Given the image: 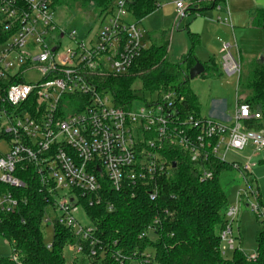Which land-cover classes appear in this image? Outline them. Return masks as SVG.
Instances as JSON below:
<instances>
[{
  "label": "built area",
  "instance_id": "1",
  "mask_svg": "<svg viewBox=\"0 0 264 264\" xmlns=\"http://www.w3.org/2000/svg\"><path fill=\"white\" fill-rule=\"evenodd\" d=\"M133 1L115 0L98 19L97 33L79 42L76 30L68 32L56 24V0H0V26L7 36L0 44L4 46L0 51V137L9 139V151L0 156V185L26 189L18 174L35 170L50 202L48 209L60 213L52 221L46 212L44 224L58 223L74 234L78 243L68 247L74 260L84 256L96 260L100 255L97 228L84 205L103 203L106 185L115 192L128 190L132 196L142 189L155 201L159 180L174 169L168 160L174 150L195 163L210 159L230 163L244 180L254 175L264 152V129L247 128L261 121L262 114L239 100L231 124H225L189 114L185 98L175 90L157 94L156 101L141 109L133 104L128 109L118 107L110 99L100 80L128 75L148 48L141 22L129 11ZM229 2L177 0L174 26L210 8L219 13L225 10V18L218 17L216 22L233 28ZM65 38L71 42L67 48L61 43ZM233 49H238L237 43L223 45L221 67L229 76H240L241 64ZM31 72L39 73V82L26 81ZM231 155L237 159L230 161ZM212 177L205 172L202 181ZM249 194L258 201L252 211L264 221L260 192L240 191L237 205L226 214L224 256L237 247L233 224ZM17 207L11 193H0V212L14 213ZM108 210L112 212L114 205L109 204ZM81 211L91 226L81 224ZM100 258L102 262L104 253ZM247 258L255 262L258 254Z\"/></svg>",
  "mask_w": 264,
  "mask_h": 264
},
{
  "label": "trees",
  "instance_id": "2",
  "mask_svg": "<svg viewBox=\"0 0 264 264\" xmlns=\"http://www.w3.org/2000/svg\"><path fill=\"white\" fill-rule=\"evenodd\" d=\"M114 1L56 0L55 5L69 10L80 7L98 20ZM157 9L155 0H134L129 6L138 22ZM259 24L264 29V13L260 14ZM165 35V32L161 35V44H153L143 51L128 75L105 78L100 80L101 84L112 94L118 107L127 109L137 100L131 89L137 80L150 96L175 90L185 98L188 113L201 117L199 99L189 88V73L199 63L194 49L200 40L191 34L192 51L181 63L174 64L169 60V42ZM6 38L0 26V44ZM203 66L205 72L200 77L207 79L219 73L214 59ZM240 85L246 95L238 98L239 102L262 114L261 121L249 123L247 128L264 129L263 60L256 61L244 78L240 76ZM168 160L174 169L169 177L159 180V196L155 201L142 189H136V196H132L128 190L115 192L106 185L103 203L84 205L97 228L100 241L97 250L100 255L104 253V258L101 262L100 255L96 260L84 256L73 264H264V227L256 236L258 259L255 262L249 261L240 247L233 251L232 259L222 253V234L228 225L226 214L230 207L222 178L235 172L232 164L217 159L195 163L180 150H174ZM205 172L212 173L211 180L202 181ZM18 176L26 182V189L0 185V193H11L18 201L14 213L0 212V238L12 246L13 252L10 257H1L0 264H67L64 252L78 243L77 239L69 229L54 223L52 247L48 249L41 228L50 202L41 191L33 168L20 170ZM259 203L264 207L260 199ZM109 204L114 205L112 212L108 210ZM260 223L264 225V221ZM86 250L87 253V246ZM118 255L122 258L118 259ZM14 257L17 261H13Z\"/></svg>",
  "mask_w": 264,
  "mask_h": 264
},
{
  "label": "rangeland",
  "instance_id": "3",
  "mask_svg": "<svg viewBox=\"0 0 264 264\" xmlns=\"http://www.w3.org/2000/svg\"><path fill=\"white\" fill-rule=\"evenodd\" d=\"M158 3V9L141 21V28L145 32V43L147 46L153 44H161V35L166 33V40L169 42V60L171 63H181L183 57L188 55L192 49L193 44L190 35L197 36L200 43L195 47L194 53L200 63L206 64L211 59L216 61L219 66V73L211 78L197 77L194 80H189L190 90L197 96L201 106V117L214 118L219 122L231 124L230 119H233L236 111V104L238 98L246 95L243 85L239 86L240 76L243 78L249 73L251 66L258 60H261V55H264V31L256 29L257 24L253 27L238 28L234 34L228 27L218 25L216 22L218 17L223 19L226 16L225 10L219 12H206L201 16L189 17L177 22L175 27V20L177 17L176 1L177 0H155ZM231 15L236 13L248 14L255 11L252 8L250 0H233L230 3ZM249 16V15H248ZM253 17V16H252ZM56 24L68 32L76 30L79 34V42H86L87 36L93 37L98 31V20L91 14V12L84 11L80 7L69 10L65 6H57L55 10ZM217 23V24H216ZM218 29V30H217ZM235 42L238 49H233L234 56L238 59L241 57V75L229 76L222 67V53L223 45ZM62 47L67 48L71 46V42L65 38L61 41ZM4 46H0V51ZM262 53V54H261ZM28 83L39 82L41 76L38 72H31L26 75ZM137 100L133 103L134 109H141L146 106V103L156 101L157 95L150 96L143 91V84L137 80L132 85ZM113 101L112 94L109 95ZM9 151V140L6 138L0 139V156H4ZM264 152L259 156L262 158ZM236 156L231 155L230 161L236 160ZM263 170L254 172V175H248L247 179L241 178L237 171L230 172L222 178V184L228 194L229 205L235 207L238 201V193L240 191L258 190L260 192L261 203L264 204V165ZM257 203L251 194L241 207L240 215L233 224V235L236 238V246L240 247L245 254L251 255L257 252L256 236L264 227L258 221L251 206ZM47 216L56 221L60 213H56L53 208L47 210ZM83 226H91V222L87 219L83 211L78 215ZM41 232L44 242L51 245L54 238V228L51 225L43 224ZM242 237V240L240 238ZM12 246L3 238H0V258L12 256ZM65 259L67 264H73L74 254L66 249ZM234 252H228L225 257L232 259ZM13 261H15L13 259Z\"/></svg>",
  "mask_w": 264,
  "mask_h": 264
},
{
  "label": "crops",
  "instance_id": "4",
  "mask_svg": "<svg viewBox=\"0 0 264 264\" xmlns=\"http://www.w3.org/2000/svg\"><path fill=\"white\" fill-rule=\"evenodd\" d=\"M231 1H233V0H230V2H229V10H230ZM250 1L252 2V8L255 11L250 12V13H248L246 15L242 14L241 12L240 13H236V15H231L233 28H231L230 26H227V25H222V26L228 27L229 29H231L233 31L234 34L236 33L238 28L242 29V28H246L247 26L248 27H253V24H257V27H256L257 30L260 29V30L264 31V29L259 24L260 14L264 13V0H250ZM212 11H215V10L207 8V9H205V11H201L200 12L201 14L199 16H201L202 14H204L206 12H212ZM225 13H226V11H225ZM230 14H231V11H230ZM191 17L193 18V17H197V16H191ZM218 25H221V24L218 23ZM231 44H233V43H231ZM238 52H239V54H241V51L239 49H238ZM221 53H222V50H221ZM238 60L240 61V64L242 66L241 57H239ZM261 60L264 61V55H261ZM202 65H204V64H202ZM211 119H214V118L212 117ZM214 120H216V119H214ZM230 121H232V119H230ZM259 160H260L259 161V166L255 170V172L256 171H260L261 172L263 170L262 165H264V155ZM260 201H261V197H260ZM262 205L264 206L263 203H262ZM240 240H242V237L240 238Z\"/></svg>",
  "mask_w": 264,
  "mask_h": 264
},
{
  "label": "water",
  "instance_id": "5",
  "mask_svg": "<svg viewBox=\"0 0 264 264\" xmlns=\"http://www.w3.org/2000/svg\"><path fill=\"white\" fill-rule=\"evenodd\" d=\"M205 72V68L201 63H197L189 73V80L200 77Z\"/></svg>",
  "mask_w": 264,
  "mask_h": 264
}]
</instances>
